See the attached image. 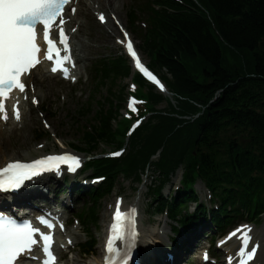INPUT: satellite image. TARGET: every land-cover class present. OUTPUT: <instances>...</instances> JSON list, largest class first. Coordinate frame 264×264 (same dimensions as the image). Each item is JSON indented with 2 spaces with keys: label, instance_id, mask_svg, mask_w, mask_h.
Segmentation results:
<instances>
[{
  "label": "trees",
  "instance_id": "trees-1",
  "mask_svg": "<svg viewBox=\"0 0 264 264\" xmlns=\"http://www.w3.org/2000/svg\"><path fill=\"white\" fill-rule=\"evenodd\" d=\"M200 2L204 8L200 15L193 7L156 21L142 49L166 74L173 90L190 101L179 103V114H197L202 107L204 111L193 121L179 120L169 108L149 120L133 136L130 153L112 164L110 172L116 176L128 169L126 175L138 180L139 171L159 150L154 165L166 173L195 151L206 167L229 166L235 157L249 179L254 172L264 176V0ZM100 65L95 71L96 90L106 89L108 96L99 102L101 117L93 118L91 127L100 132L98 138L112 142V123L119 113L115 105L110 110L104 106L122 101L124 88L115 90L116 83L130 69L120 57L103 58ZM152 99L153 105L159 101L156 95ZM82 109L83 117L91 114L89 108ZM85 140L96 146L90 133L85 132ZM250 168L256 171L250 173ZM228 176L226 172L221 177ZM261 180L249 188L263 193ZM99 205L98 201L95 208Z\"/></svg>",
  "mask_w": 264,
  "mask_h": 264
},
{
  "label": "snow or ice",
  "instance_id": "snow-or-ice-1",
  "mask_svg": "<svg viewBox=\"0 0 264 264\" xmlns=\"http://www.w3.org/2000/svg\"><path fill=\"white\" fill-rule=\"evenodd\" d=\"M68 3L69 0H0V113H3L0 119L7 121L9 118L4 104V98L7 97L9 91L18 89L24 93L26 85L21 77L27 75L40 63L38 54L45 56L48 60H53L55 57V64L51 71L55 73L59 69L67 75V69L63 65L71 59V56L68 54L70 51L68 38L61 26L65 23L62 13ZM99 19L104 22L105 16L101 13ZM38 26H42L43 40L47 43L46 51H42L37 42L41 31ZM124 35L127 37L126 32ZM118 42L123 43V41ZM57 44L63 45V49L57 47ZM61 51L65 54L61 55ZM127 51L135 60L136 67L149 80L159 84L160 82L141 64L133 51L131 41L127 43ZM33 102H37L35 98ZM133 103L134 101H130V108ZM13 107L15 119L19 121L21 119L19 109L15 105ZM111 155H120V153ZM61 165H66L69 172H74L80 166V158L74 154L62 153L35 159L30 163L20 160L10 161L0 168V192L19 189L26 181L39 177L45 172H59ZM133 212L134 210H129L127 213L122 212L120 201H117L106 244L105 264H129L132 248L138 235L135 230ZM37 221L49 230L54 227L53 223L43 215L37 217ZM60 227L62 229L63 225ZM241 227L245 230L243 240L247 245L251 240L249 234L251 228L247 225ZM235 234L233 232L229 236ZM69 243H71L70 240ZM51 245L50 232H43L40 227L28 220L18 223L11 216L0 214V264H23L22 257L38 259L32 256L34 246L41 247L44 254L42 264H54L56 257L51 251ZM257 247L254 246L247 251L249 261L254 258ZM245 250V247H242L240 252L243 253ZM241 264L244 262L241 261Z\"/></svg>",
  "mask_w": 264,
  "mask_h": 264
},
{
  "label": "rangeland",
  "instance_id": "rangeland-1",
  "mask_svg": "<svg viewBox=\"0 0 264 264\" xmlns=\"http://www.w3.org/2000/svg\"><path fill=\"white\" fill-rule=\"evenodd\" d=\"M129 5H130V0H121L119 4H115V8L117 9L118 14L124 21H126L125 11L128 9ZM83 12L84 14H87L86 5H84ZM86 31L88 35L81 36L84 41L89 40V44L87 45L88 50L86 53V59L83 61L84 67L87 68L88 66H90V64L95 60V58L101 55L103 56L110 54L121 55L120 51L117 50L113 42V39L111 37V34L113 33V29L111 27H106V28L97 27L92 22L91 15L89 13L86 16ZM137 42L138 44H140L141 39L138 38ZM144 59L146 62H148V59L145 56ZM129 81L130 78H127L121 80L118 84L119 86L127 85ZM47 82L48 80L45 81L43 80L42 83H39V85H42L41 95L44 97V99L42 100L43 107L41 109L43 110L44 114L45 113L47 114L46 116L47 120L50 123V125L54 128L58 136L63 137L64 139L69 141H72V139L77 140L78 133L73 131L71 117L74 116V113L76 112L80 104L85 102L88 94L89 84L81 88L73 89L68 85L57 83L55 80H51L50 83L52 86L51 89L48 90ZM78 89L84 92V97L82 96L76 97L74 95V90L78 91ZM60 95H64L66 102L62 103V99H60L59 97ZM164 106L165 105L162 104L160 107L162 108ZM29 116H30V121H28V124H26L24 130L21 133H19L20 136H18L17 134V136L14 137V139H16L14 143L11 146L7 147L9 157L12 154L17 155L21 152V150L24 149L27 150L28 148L33 147L34 145H36V143L39 142V140L35 138L37 133L43 132L39 117L36 112L30 113ZM83 123L84 122H80V124L82 125ZM176 180H177V176L174 179H172L171 182L172 186L175 183H177ZM121 186L123 188L125 187V189H123L122 192H126L127 194L130 193L129 195H132L131 191L129 190L130 188L129 182H125V181L123 182V180L120 178L119 181L116 183L115 189L119 191V189H121ZM112 196L107 197L103 200L102 206L100 207L99 210V219H100L99 226L97 228L93 227L92 229V235L95 237V242H96V256L99 255V250L102 245V237H103L102 232H104V228L106 224L105 206L107 203L113 200ZM129 197L131 198V196ZM150 223H153L152 224L153 226L155 224V220L151 219ZM96 256L88 257V258L85 257V259L81 257V259L85 260L86 264H90L93 260L96 259Z\"/></svg>",
  "mask_w": 264,
  "mask_h": 264
},
{
  "label": "bare ground",
  "instance_id": "bare-ground-1",
  "mask_svg": "<svg viewBox=\"0 0 264 264\" xmlns=\"http://www.w3.org/2000/svg\"><path fill=\"white\" fill-rule=\"evenodd\" d=\"M80 1L84 2V0H80ZM86 1H92L93 2L95 0H86ZM100 1L102 2L101 5H103L105 3L107 7L110 4V0H100ZM75 47H76L75 48L76 51H81V52H86L87 51V47L84 44L75 45ZM33 74H35L36 76H38L40 78L50 77L49 75H47L46 70L42 69V68H37L33 72ZM51 86L52 85L48 83V86H47L48 90L51 89ZM41 90H42V85L37 86V93L40 94V96H41V98L43 100L44 97L41 95ZM2 129H3V131H2ZM15 133H16V131L14 129V126H11L8 129H4V128L0 129V137H1V142H0L1 143L0 144V167L2 165H4L7 161H12V160L18 158L17 156H15V154L10 155V158H9L8 150H7V147L11 146L14 143V141L16 140V139H14V137L17 136V134H15ZM23 151H24L23 155L26 156V157H34L35 153H36V151L32 150V149H28V150L24 149L21 152H23ZM137 203H135L134 205H137ZM262 228L264 229V226ZM157 242H159V240L155 236V232L152 229L144 228V239L141 242L142 243L141 245H143L144 248L147 249L145 251L146 253L149 252L148 253V259H150L151 262L148 263V264H154L152 261L157 258V254H156L157 252H155L154 250H150L149 251V249H153V244L156 245ZM92 264H101V263H100V260L97 259V260H94ZM175 264H177V261L175 262Z\"/></svg>",
  "mask_w": 264,
  "mask_h": 264
}]
</instances>
